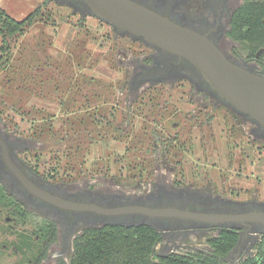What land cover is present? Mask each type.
Here are the masks:
<instances>
[{
    "label": "rangeland",
    "instance_id": "374dc122",
    "mask_svg": "<svg viewBox=\"0 0 264 264\" xmlns=\"http://www.w3.org/2000/svg\"><path fill=\"white\" fill-rule=\"evenodd\" d=\"M1 10L19 21L33 15L22 31L0 34V125L26 142L21 153L39 172L138 192L173 177L184 185L224 182L242 190L259 180L264 186V155H258L264 146H250L238 124L232 131L230 110L201 100L188 81L138 84V64L151 50L139 38L66 0H0ZM222 47L244 57L250 49L240 41ZM18 209L0 185V264L45 254L46 220ZM204 241L192 235L157 250ZM50 247L43 264L71 263L75 256L73 247L60 253L62 238Z\"/></svg>",
    "mask_w": 264,
    "mask_h": 264
},
{
    "label": "flooded vegetation",
    "instance_id": "af4514ba",
    "mask_svg": "<svg viewBox=\"0 0 264 264\" xmlns=\"http://www.w3.org/2000/svg\"><path fill=\"white\" fill-rule=\"evenodd\" d=\"M66 1L82 13L91 11L90 6L84 0ZM134 1L200 32L216 43L230 60L254 73L264 75V60L261 59L264 45L260 46L254 55L250 56L246 52L245 57L230 54L222 47L223 42L237 41L232 39L229 32L234 28V15L247 0H243L236 7L234 4L238 0ZM139 40L151 50L138 64L140 70L135 76L138 84L141 82L162 84L169 81H188L196 88V93L201 96V100L208 97L216 101L214 107H226L230 110L227 114L233 121H230L233 123L230 124L232 131L234 124H238L243 131L242 136L248 138L250 146L254 143H257L258 147L264 146V121L255 119L228 103L213 88L206 76L186 58L158 48L140 38ZM146 90V87L142 88L141 96H144L143 93ZM210 104L204 107L207 109ZM230 133L232 135L228 136L233 137L235 134V132ZM25 148H27L25 141H20L18 137L13 136L0 125V185L13 197L21 214L28 213L30 208L46 220L45 257L50 246L59 238H62L60 253L70 252L72 247L75 251V239L86 228L116 224L153 226L162 232L164 242L187 240L192 235L205 237L206 241L212 236L219 235L225 229L234 230L239 233V240L226 257L224 264H237L240 260L255 257L257 246L264 240V221L248 219L211 221L187 216L153 215L142 211L104 213L96 209H75V202H82L95 204L99 208L108 210H117L125 206H143L176 208L182 211L208 214L264 213V186L260 185L259 180L253 183V186H247L242 190L236 189L232 183L227 186L223 184L224 182H217L214 185V182L201 185L197 183L178 184L175 177L166 182L163 179L155 181L147 192H143L142 189L140 192L136 189L127 191L124 187L114 183L103 185L98 180L95 183H100L99 187H91L82 182L61 180L39 172L27 160V154L21 153V150ZM243 154L250 153L244 152ZM258 155L261 156L264 153ZM222 171L221 176L223 177L225 174L224 170ZM80 225H84V228L75 236V230ZM186 248H188L186 244H180L178 247V249ZM199 248L201 247L188 249ZM60 260L59 258L57 264Z\"/></svg>",
    "mask_w": 264,
    "mask_h": 264
},
{
    "label": "water",
    "instance_id": "95a60500",
    "mask_svg": "<svg viewBox=\"0 0 264 264\" xmlns=\"http://www.w3.org/2000/svg\"><path fill=\"white\" fill-rule=\"evenodd\" d=\"M84 1L90 6L92 14L115 28L186 58L206 76L213 88L228 103L253 118L264 121V75L254 73L230 60L223 50L205 35L134 0ZM75 209H96L104 213L142 211L153 215L187 216L211 221H264L263 212L226 215L143 206L108 210L82 202H75Z\"/></svg>",
    "mask_w": 264,
    "mask_h": 264
},
{
    "label": "trees",
    "instance_id": "16d2710c",
    "mask_svg": "<svg viewBox=\"0 0 264 264\" xmlns=\"http://www.w3.org/2000/svg\"><path fill=\"white\" fill-rule=\"evenodd\" d=\"M33 15L16 20L0 11V34L13 36L32 23ZM234 28L229 35L250 46L254 55L264 45V0H247L234 15ZM239 240V233L225 229L203 242L199 249H178L159 252L157 246L165 238L149 225H105L89 227L75 239V256L71 263L61 259L58 264H224ZM45 254L23 264H43ZM237 264H264V240L257 246L255 257Z\"/></svg>",
    "mask_w": 264,
    "mask_h": 264
}]
</instances>
